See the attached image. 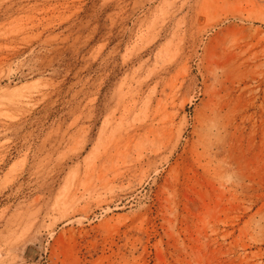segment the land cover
<instances>
[{"label":"rangeland","instance_id":"1","mask_svg":"<svg viewBox=\"0 0 264 264\" xmlns=\"http://www.w3.org/2000/svg\"><path fill=\"white\" fill-rule=\"evenodd\" d=\"M0 264H264V0H0Z\"/></svg>","mask_w":264,"mask_h":264}]
</instances>
